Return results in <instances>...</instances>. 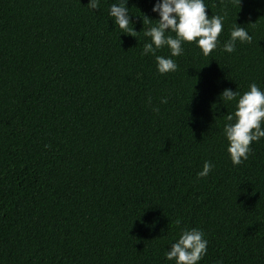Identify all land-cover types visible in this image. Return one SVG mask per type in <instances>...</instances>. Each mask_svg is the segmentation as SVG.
<instances>
[{
	"label": "trees",
	"instance_id": "obj_1",
	"mask_svg": "<svg viewBox=\"0 0 264 264\" xmlns=\"http://www.w3.org/2000/svg\"><path fill=\"white\" fill-rule=\"evenodd\" d=\"M115 2L0 0V264H174L192 227L197 264H264V138L233 165L219 101L264 89V0H204L224 17L218 47L184 43L165 74L141 55L154 0H127L134 37ZM234 23L252 40L227 53Z\"/></svg>",
	"mask_w": 264,
	"mask_h": 264
},
{
	"label": "clouds",
	"instance_id": "obj_2",
	"mask_svg": "<svg viewBox=\"0 0 264 264\" xmlns=\"http://www.w3.org/2000/svg\"><path fill=\"white\" fill-rule=\"evenodd\" d=\"M239 4L240 0H236ZM100 0H88L90 9H97ZM127 0H117L108 6V16L121 33L134 37L133 24ZM204 0H154L151 12L155 19L144 15V22L149 26L143 35L147 39L142 44L141 55L152 56L156 71L160 74L174 72L177 63L173 57L183 54L184 43H193L200 54L208 56L218 47V36L223 28L222 15L209 16ZM155 24H151V21ZM131 25V27H130ZM252 37L247 30L234 23L229 30V36L222 45V50L232 53L237 42H251ZM168 49V55H157V50ZM233 104V110L224 116L222 135L226 140V153L233 165L246 160L251 152L250 144L264 138V89L256 83H250L246 91L238 92L227 87L219 93V101ZM168 98L162 96L160 103H167ZM151 103V97L148 98ZM153 111H159L154 107ZM214 165L205 160L202 168L196 173L197 177L206 176ZM207 239L199 228H183L178 236L170 243L164 253L167 260L174 264H197L207 252Z\"/></svg>",
	"mask_w": 264,
	"mask_h": 264
}]
</instances>
